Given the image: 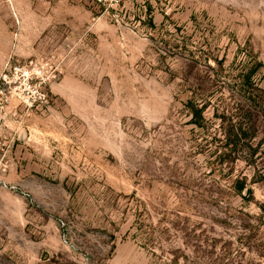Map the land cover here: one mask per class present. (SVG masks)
Instances as JSON below:
<instances>
[{
  "label": "rangeland",
  "instance_id": "obj_1",
  "mask_svg": "<svg viewBox=\"0 0 264 264\" xmlns=\"http://www.w3.org/2000/svg\"><path fill=\"white\" fill-rule=\"evenodd\" d=\"M0 264H264V0H0Z\"/></svg>",
  "mask_w": 264,
  "mask_h": 264
}]
</instances>
